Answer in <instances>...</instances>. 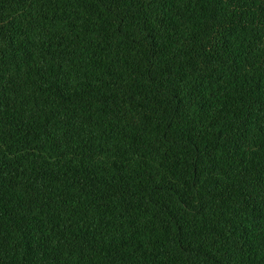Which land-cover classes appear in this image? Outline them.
I'll list each match as a JSON object with an SVG mask.
<instances>
[{"label": "trees", "instance_id": "obj_1", "mask_svg": "<svg viewBox=\"0 0 264 264\" xmlns=\"http://www.w3.org/2000/svg\"><path fill=\"white\" fill-rule=\"evenodd\" d=\"M0 264H264V0H0Z\"/></svg>", "mask_w": 264, "mask_h": 264}]
</instances>
